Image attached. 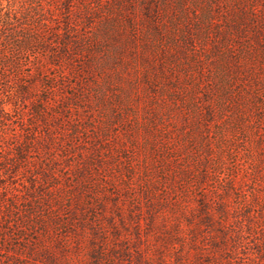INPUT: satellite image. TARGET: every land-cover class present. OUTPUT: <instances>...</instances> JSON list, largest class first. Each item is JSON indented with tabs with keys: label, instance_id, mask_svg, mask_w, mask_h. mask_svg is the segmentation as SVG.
Wrapping results in <instances>:
<instances>
[{
	"label": "rangeland",
	"instance_id": "1",
	"mask_svg": "<svg viewBox=\"0 0 264 264\" xmlns=\"http://www.w3.org/2000/svg\"><path fill=\"white\" fill-rule=\"evenodd\" d=\"M97 1L0 0V264H264V0Z\"/></svg>",
	"mask_w": 264,
	"mask_h": 264
},
{
	"label": "trees",
	"instance_id": "2",
	"mask_svg": "<svg viewBox=\"0 0 264 264\" xmlns=\"http://www.w3.org/2000/svg\"><path fill=\"white\" fill-rule=\"evenodd\" d=\"M130 1L131 0H125L123 2V4L119 5V4L116 3L115 5H117V8L119 9V12L124 14L123 18H124L126 24L127 25H131L130 28L132 29V28H134V25H133L132 20H130L125 15L127 13V9H126V6L124 5V3H126L127 5H131L133 2H130ZM140 1L142 2L141 5L143 6V12H144L145 16L148 17L147 15H149L150 12L147 10V5L145 4L146 2H145V0H140ZM95 2H98V1L94 0V3ZM96 7H97L96 8L97 13L98 12L102 13L104 11V10L102 11L103 8H102L101 4L99 6L97 5ZM67 11H69V10H67ZM85 13H86V11H85ZM86 15L90 16L91 14L87 13ZM113 16L114 17H116V16L121 17L120 14H114L113 15L111 12H107L106 14H104V18H105V20L107 22H105L104 26H102V28H103L102 30L104 32L103 33L104 34V38L108 37L110 42H112V40H114V38L117 36V33L119 32L118 28H116L118 30H115V28L113 26H111V25L109 26L108 25L112 21V19H113L112 17ZM91 19H90V17L86 16L85 17V23H84L83 27H80V28L79 27L76 28L77 27L76 25L73 26L74 23L68 24L69 26L66 28V31L64 32V36H65V34H67V36H65V45L63 46L64 50L69 48L67 43H68V37H70V31H72L74 28H76L74 30L86 32L85 29L88 28L89 24H91V22H92ZM14 20L15 21H13V23H11V20H9L6 23V26L3 29V31L6 30V29L7 30L10 29L9 31H13V32H10L9 34H6L4 40L8 41L9 39H12V43L13 42L14 43H19L20 41L18 40V34L21 33V32H26L28 30L26 29V27H24V25H25L24 22L18 21V19H14ZM15 30L17 32H14ZM3 31L2 32L0 31V35H2ZM33 36H34V33L33 32H29L27 34V37H25V38L30 39ZM87 39H88V37H87ZM79 40L82 41V38H79ZM84 45H85V43H84ZM74 46H73V49L75 50V54L78 53L79 55H81L82 51H84L83 45L82 44H78V45H74ZM3 79H9V76L6 74V75L3 76ZM9 95L10 94H8V96H6L8 99H9ZM8 101L9 100H6L5 102H3V101L0 100V121L4 120L3 116H4V114H6V112L4 110V106L7 105ZM76 129H77V126L74 127V131H76ZM30 141H31L30 139L26 141L28 143V145H30ZM31 143H32V141H31ZM27 151L28 150L25 147L16 148L15 152H16L17 160L20 161V162H24L25 161V157L24 156L26 155ZM80 169H82V171H85V172L90 171V169L88 168V164L86 165V163ZM2 196L3 195H1V192H0V199L6 205L7 213L8 212L10 213L11 211L12 212H17L19 203H18V199L16 198V196H13V197H11V199H6V200L2 199ZM72 198L73 197H70V200H72V202H75ZM51 204L52 203L50 201H48L47 199L46 200H42V201H40L39 199H37V200L36 199L35 200L31 199L29 201V204H28L27 208L24 209V213L27 214L26 217L24 218V220L27 222L30 219V221H32L31 222V226L32 227L38 226L40 228L46 229L47 223H45L44 216H45V211L49 215L53 214L54 209H53V205H51ZM7 213H6V217H7L6 220H9L10 218H9V215ZM56 217L57 216L55 215V219H56ZM24 220H23L21 215H19L18 218H15V220H14L15 221L14 227L16 229L15 233L17 234V237L18 236L22 237V234L26 230L25 225H23L25 223V222H23Z\"/></svg>",
	"mask_w": 264,
	"mask_h": 264
}]
</instances>
